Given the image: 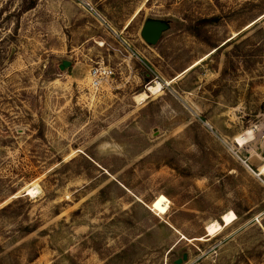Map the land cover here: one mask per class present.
<instances>
[{
    "label": "rangeland",
    "instance_id": "374dc122",
    "mask_svg": "<svg viewBox=\"0 0 264 264\" xmlns=\"http://www.w3.org/2000/svg\"><path fill=\"white\" fill-rule=\"evenodd\" d=\"M263 162L264 0H0V264H264Z\"/></svg>",
    "mask_w": 264,
    "mask_h": 264
},
{
    "label": "bare ground",
    "instance_id": "6f19581e",
    "mask_svg": "<svg viewBox=\"0 0 264 264\" xmlns=\"http://www.w3.org/2000/svg\"><path fill=\"white\" fill-rule=\"evenodd\" d=\"M161 88H162L161 84L159 82H155V85L149 86L147 88V91L150 94H156L157 92H159V90H161ZM136 97H137L138 101H143L148 97V94L146 92H142L139 95H137ZM136 97H135V99H136ZM234 140H235L234 142L240 143L241 137H237V138L235 137ZM239 143H238V145H239ZM257 171H258L259 175L264 177V162L259 165ZM26 191H27L28 195L33 194V192H34V190L32 188H28ZM149 208L153 211H156L160 215H164L168 211L169 200L164 195L160 194L155 200H153L150 203ZM235 219H236V216L233 212L224 213L221 216V220L223 222L222 225L217 223L216 221L211 222L207 225V227H206L207 237H213L216 232H219L220 229H222L224 226H228V225L232 224Z\"/></svg>",
    "mask_w": 264,
    "mask_h": 264
},
{
    "label": "water",
    "instance_id": "95a60500",
    "mask_svg": "<svg viewBox=\"0 0 264 264\" xmlns=\"http://www.w3.org/2000/svg\"><path fill=\"white\" fill-rule=\"evenodd\" d=\"M167 28L168 25L163 20L146 19L143 23V26L141 27L140 36L146 43L154 45L159 41L163 31H165ZM69 66H72V62L70 60H62L58 67L60 70H64ZM186 260L187 254L183 253L182 257L175 261V264H181Z\"/></svg>",
    "mask_w": 264,
    "mask_h": 264
},
{
    "label": "built area",
    "instance_id": "2783aa9c",
    "mask_svg": "<svg viewBox=\"0 0 264 264\" xmlns=\"http://www.w3.org/2000/svg\"><path fill=\"white\" fill-rule=\"evenodd\" d=\"M85 5L90 6L89 4ZM89 9L93 10L92 7H89ZM87 76L89 88L92 91H99L112 80L114 69L102 61L95 62V64L89 67ZM256 174L260 176L258 171Z\"/></svg>",
    "mask_w": 264,
    "mask_h": 264
},
{
    "label": "crops",
    "instance_id": "0c3cea01",
    "mask_svg": "<svg viewBox=\"0 0 264 264\" xmlns=\"http://www.w3.org/2000/svg\"><path fill=\"white\" fill-rule=\"evenodd\" d=\"M145 1H147V0H143V2H145ZM141 8V5L140 6H138L134 11H133V13L130 15V17H129V19L126 21V23L124 24V27H123V29H125L126 27H127V25L129 24V22L131 21V19H133V17H135L136 15L134 14L135 13V11L138 9V8ZM140 11V10H139ZM138 13V12H137Z\"/></svg>",
    "mask_w": 264,
    "mask_h": 264
},
{
    "label": "trees",
    "instance_id": "16d2710c",
    "mask_svg": "<svg viewBox=\"0 0 264 264\" xmlns=\"http://www.w3.org/2000/svg\"><path fill=\"white\" fill-rule=\"evenodd\" d=\"M30 7H32V5H31ZM30 7H28V8H30ZM214 48H215V47H214Z\"/></svg>",
    "mask_w": 264,
    "mask_h": 264
}]
</instances>
